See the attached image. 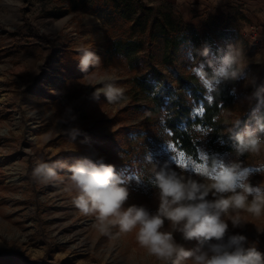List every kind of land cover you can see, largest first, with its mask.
Segmentation results:
<instances>
[{
  "label": "rangeland",
  "instance_id": "1",
  "mask_svg": "<svg viewBox=\"0 0 264 264\" xmlns=\"http://www.w3.org/2000/svg\"><path fill=\"white\" fill-rule=\"evenodd\" d=\"M116 1L118 10L134 4ZM225 4L220 12L197 15L182 0H143L149 9L148 22L156 27L142 54L144 69L154 66L170 85H176L178 76L200 75L199 69H189L195 59L191 60L188 45L165 58L162 42L163 30L170 41L194 32L204 41L211 39L219 51L229 44L242 48L246 66L240 90L253 93L249 79L264 86V45L250 36L252 27L259 37L264 35V0ZM133 10L143 15L140 6ZM92 11L91 3L84 0L80 4L78 0H0V263L162 264L138 242V229L123 233L114 226L109 235L101 234L96 217L83 215L74 205L76 193L66 168L57 170V182H34L31 172L37 161L61 160L70 165L87 159L111 164L117 182L129 191L125 207L144 206L151 213L159 203L156 189L148 182L154 164L158 168L167 164L178 174L207 183L195 171L196 165L208 168L213 159L226 165L239 162L250 169L251 186L264 184V148L258 154L237 156L225 150L222 140L209 146L207 131L198 127L191 128L197 132L198 159L175 145L164 118L150 112L147 93L133 85L134 73L108 53L116 34V30L109 37L107 33L116 18L114 10L98 6ZM80 47L92 49L102 61L88 74L78 68ZM204 50L200 47L197 55ZM104 74L114 76L124 90L120 102L108 103L103 95L92 98L94 88L101 87L96 81ZM204 81L209 98L215 86ZM245 103L240 107L247 110ZM201 108L193 109L192 118L202 115ZM71 129H78L74 139ZM105 138L116 141L122 150H112ZM167 144L176 151L171 152ZM179 152L184 153L185 165L172 159ZM239 214L245 223L234 228L229 221L225 242L231 235H244L245 248L255 244L264 254V214L255 217L244 210ZM168 228L165 221L164 229ZM174 238L186 250L199 246L179 233ZM183 264H192L191 259Z\"/></svg>",
  "mask_w": 264,
  "mask_h": 264
},
{
  "label": "clouds",
  "instance_id": "2",
  "mask_svg": "<svg viewBox=\"0 0 264 264\" xmlns=\"http://www.w3.org/2000/svg\"><path fill=\"white\" fill-rule=\"evenodd\" d=\"M204 52L206 54L207 49ZM244 60L242 48L229 44L219 55L215 77L225 83L244 78ZM78 61L79 70L85 74L102 62L96 52L87 47L78 49ZM115 80L110 74L100 76L96 82L101 87L94 88L92 98L98 100L103 95L108 103L120 102L124 90ZM248 83L254 88L251 99L264 102V86L257 85L253 79ZM239 124L240 120H237L227 132L234 140L236 155L258 154L264 148V136L260 135L264 132V124L258 119L255 126L246 124L242 130L236 131ZM77 133L78 129H71L69 135L74 139ZM65 168L71 173V188L76 193L74 205L83 215L96 217L101 234L109 235L114 226L123 233L138 229V242L162 264H183L189 259L192 264H264V254L255 244L247 248L243 246L247 239L244 235H231L227 242L224 240L229 221L234 228L245 223L240 210L255 217L264 214V184L251 186L247 182L250 169L242 168L239 162L226 165L213 159L211 166L200 173L209 181L207 183L178 174L167 164L159 168L154 164L148 182L156 189L159 201L155 213L144 206L125 207L129 191L117 182L114 166L102 160H77L70 165L61 160L52 163L37 161L31 177L40 184L54 183L59 180L57 170ZM213 170H217L214 176L210 175ZM165 221L169 224L168 229H164ZM174 233L181 234L186 241H198L199 246L186 250L177 243Z\"/></svg>",
  "mask_w": 264,
  "mask_h": 264
},
{
  "label": "trees",
  "instance_id": "3",
  "mask_svg": "<svg viewBox=\"0 0 264 264\" xmlns=\"http://www.w3.org/2000/svg\"><path fill=\"white\" fill-rule=\"evenodd\" d=\"M84 1L91 3L92 12H95L98 6H108L114 10L116 18L113 27L108 29L107 33L109 37V32L116 30V34L114 40L110 42L108 53L112 59L122 61L129 71L134 73L132 83L135 88L149 96L152 103L150 112L164 118V125L172 133L175 145L188 156L198 159L197 132L192 131V127L207 131L209 146L217 140H222L225 150L233 152L234 140L227 132L237 120H240V124L236 131L242 130L246 124L255 126V121L258 119L264 124V119H261L264 118V102L257 103L251 99L252 91L240 90L239 80L225 83L215 77L221 51L215 48L211 39L204 41L197 33L192 32L184 35L183 38L170 41L166 30L162 31V37L166 42L165 58L175 56L178 49L187 42L193 43L195 51L200 47H207L208 50V55L204 53L198 56L194 53L195 61L189 63V69H199L200 75L195 72L186 77L178 76L176 85H170L166 76L154 66H149L148 70L144 69L142 54L145 52L146 43L154 36L156 27L150 26L148 22L146 15L149 9L144 8L143 0H132L134 4L126 5L124 10H118L116 0ZM78 3H82V0H78ZM135 6H140L142 16H138L133 10ZM202 79L215 86L210 100L205 97ZM241 102H246L249 108L242 109ZM196 106H202L203 113L192 118V111ZM260 135L264 136V132ZM103 140L112 150H122L121 145L113 139Z\"/></svg>",
  "mask_w": 264,
  "mask_h": 264
},
{
  "label": "crops",
  "instance_id": "4",
  "mask_svg": "<svg viewBox=\"0 0 264 264\" xmlns=\"http://www.w3.org/2000/svg\"><path fill=\"white\" fill-rule=\"evenodd\" d=\"M187 4L190 8H193L196 11L197 15H202L205 12H220L224 7H226L225 3H230L231 1L235 0H182ZM163 45H164V51L166 47V42L164 39H162ZM185 45H188V49L191 52V60L193 61V54L197 53V51L194 50V45L192 42H187ZM207 49V47H205ZM206 55H208V50Z\"/></svg>",
  "mask_w": 264,
  "mask_h": 264
},
{
  "label": "snow or ice",
  "instance_id": "5",
  "mask_svg": "<svg viewBox=\"0 0 264 264\" xmlns=\"http://www.w3.org/2000/svg\"><path fill=\"white\" fill-rule=\"evenodd\" d=\"M204 82H205V84H208L207 81H204ZM210 99H211V97H209V100H210ZM199 111L202 112L203 109L201 108V109H199ZM167 147H168V149H169L171 152H175V151H176L175 146H173L172 144H167ZM207 158H208L207 156H204V159H205V160H207ZM172 159H173L174 161H178V163L181 164V165H185V164H186L185 156H184V153H183V152H179V153H177L176 155H173V156H172ZM195 171L198 172V173H202V172L204 171V168L201 167L200 165H196V166H195ZM216 171H217V170H213V173L210 174V175H213V176H214V173H215Z\"/></svg>",
  "mask_w": 264,
  "mask_h": 264
},
{
  "label": "built area",
  "instance_id": "6",
  "mask_svg": "<svg viewBox=\"0 0 264 264\" xmlns=\"http://www.w3.org/2000/svg\"><path fill=\"white\" fill-rule=\"evenodd\" d=\"M250 36H251L252 40H254L256 43L264 45V35L262 37H259L255 27L251 28Z\"/></svg>",
  "mask_w": 264,
  "mask_h": 264
}]
</instances>
